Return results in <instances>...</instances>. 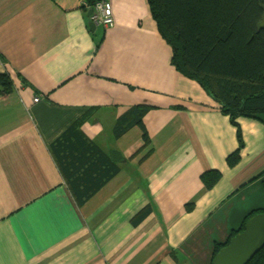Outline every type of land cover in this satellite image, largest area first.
Wrapping results in <instances>:
<instances>
[{
    "label": "crops",
    "instance_id": "1",
    "mask_svg": "<svg viewBox=\"0 0 264 264\" xmlns=\"http://www.w3.org/2000/svg\"><path fill=\"white\" fill-rule=\"evenodd\" d=\"M108 1L113 28L90 31L88 0H0V264H209L264 205V114L239 118L229 167L236 130L172 66L147 0ZM140 104L146 146L138 126L113 136ZM75 133L119 167L81 204L52 151L66 136V164L86 160ZM206 171L220 173L211 188Z\"/></svg>",
    "mask_w": 264,
    "mask_h": 264
},
{
    "label": "trees",
    "instance_id": "2",
    "mask_svg": "<svg viewBox=\"0 0 264 264\" xmlns=\"http://www.w3.org/2000/svg\"><path fill=\"white\" fill-rule=\"evenodd\" d=\"M96 1L88 0V3ZM147 3L160 35L171 48L172 66L199 83L235 128L238 146L227 157L228 166H235L243 147L239 118L260 120L264 114V105L248 104L249 99L264 95V0H147ZM0 85L5 90L10 88L7 74H0ZM148 110L149 106L141 104L127 108L116 119L113 136L117 138L138 126L146 146L149 136L142 119ZM74 137L81 139V147L85 145L86 151L81 154L86 160L78 158L70 167L66 164L65 152L69 147L62 140L66 136L57 139L52 151L76 201L81 204L115 175L119 167L94 143L76 133ZM219 178L218 171L202 174L207 188ZM262 212L264 205L250 209L224 242H214L213 257L224 243L243 230L250 217ZM247 264H264V246Z\"/></svg>",
    "mask_w": 264,
    "mask_h": 264
},
{
    "label": "water",
    "instance_id": "3",
    "mask_svg": "<svg viewBox=\"0 0 264 264\" xmlns=\"http://www.w3.org/2000/svg\"><path fill=\"white\" fill-rule=\"evenodd\" d=\"M92 10L88 11L90 15ZM90 31L96 23L87 22ZM264 246V212L250 217L243 230L231 237L227 243L216 252L211 264H247V262Z\"/></svg>",
    "mask_w": 264,
    "mask_h": 264
},
{
    "label": "built area",
    "instance_id": "4",
    "mask_svg": "<svg viewBox=\"0 0 264 264\" xmlns=\"http://www.w3.org/2000/svg\"><path fill=\"white\" fill-rule=\"evenodd\" d=\"M92 12L89 15L91 21L96 24H101L106 28H113L114 20L112 16L111 3L108 0H97L92 7ZM39 101V97H34L33 102Z\"/></svg>",
    "mask_w": 264,
    "mask_h": 264
},
{
    "label": "rangeland",
    "instance_id": "5",
    "mask_svg": "<svg viewBox=\"0 0 264 264\" xmlns=\"http://www.w3.org/2000/svg\"><path fill=\"white\" fill-rule=\"evenodd\" d=\"M264 97V96H263ZM255 98V97H254ZM262 99H264V98H262Z\"/></svg>",
    "mask_w": 264,
    "mask_h": 264
}]
</instances>
